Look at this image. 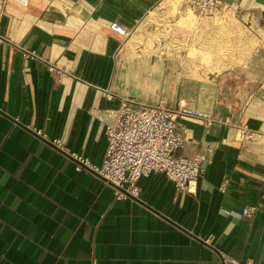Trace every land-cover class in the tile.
<instances>
[{
  "label": "crops",
  "instance_id": "1",
  "mask_svg": "<svg viewBox=\"0 0 264 264\" xmlns=\"http://www.w3.org/2000/svg\"><path fill=\"white\" fill-rule=\"evenodd\" d=\"M222 1L219 15L191 17L184 0H0V264H223L221 253L264 264V0ZM125 100H184L259 135L243 143L230 125L180 119L185 153L214 149L198 181L181 191L151 173L139 200H117L70 154L101 165L98 111Z\"/></svg>",
  "mask_w": 264,
  "mask_h": 264
},
{
  "label": "built area",
  "instance_id": "2",
  "mask_svg": "<svg viewBox=\"0 0 264 264\" xmlns=\"http://www.w3.org/2000/svg\"><path fill=\"white\" fill-rule=\"evenodd\" d=\"M26 5L27 0H12ZM186 8L201 16L219 15L222 0H184ZM110 29L123 39H128L132 29L113 21ZM25 57L38 59L36 51L26 52ZM50 73L62 77L67 73L55 64L47 63ZM98 117L105 122L107 148L101 165L89 158L71 153L76 171L89 170L110 185L117 200H139V181L151 173H163L177 189L190 191L203 174L214 149L206 145L196 154L185 153L186 138L179 130L180 119H194L205 128L230 125L243 143L257 140L258 131L248 123L234 121L230 116L190 107L184 100L174 105L163 103H134L123 101L115 110H99ZM37 135L55 148L65 150L61 139L49 140L43 130L34 129ZM226 192V184L221 187ZM264 193V186L262 188ZM263 195V194H262ZM261 202L246 206L242 214L251 218L260 209ZM207 242L210 239L206 240ZM223 264H242L239 260L221 253Z\"/></svg>",
  "mask_w": 264,
  "mask_h": 264
},
{
  "label": "rangeland",
  "instance_id": "3",
  "mask_svg": "<svg viewBox=\"0 0 264 264\" xmlns=\"http://www.w3.org/2000/svg\"><path fill=\"white\" fill-rule=\"evenodd\" d=\"M187 11L189 12V15L191 16V17H193V15L194 14H197V13H194V12H192V11H190V10H188L187 9ZM241 27V29H242V31H255L253 28L251 29V28H246V27H242V25L240 26ZM131 36H132V34H131ZM131 43V42H130ZM146 70V71H145ZM144 71V72H143ZM147 69L146 68H142V73H144V74H147ZM157 71L160 73V74H164V68H158L157 69ZM192 71V74H191V76H190V83H189V85H188V88H189V90L191 91V93H193V94H195V90H196V81H197V78H198V76H197V74H196V69H192V70H190V72ZM191 81H193V82H191ZM170 84H172V89H173V91H175V89H176V87H178L179 86V84H177V83H170ZM158 86H160V85H158ZM170 85H168L167 87H169ZM161 87L164 89L165 88V83H163L162 85H161ZM178 100H174V102H173V100H169V101H167V102H164V101H162V102H150V103H163V104H166V105H174L176 102H177Z\"/></svg>",
  "mask_w": 264,
  "mask_h": 264
}]
</instances>
